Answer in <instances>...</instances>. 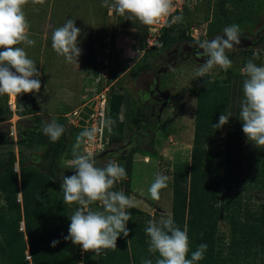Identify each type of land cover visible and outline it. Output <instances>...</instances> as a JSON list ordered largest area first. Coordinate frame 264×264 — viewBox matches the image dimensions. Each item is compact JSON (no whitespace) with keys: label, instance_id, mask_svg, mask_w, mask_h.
I'll return each mask as SVG.
<instances>
[{"label":"rangeland","instance_id":"rangeland-1","mask_svg":"<svg viewBox=\"0 0 264 264\" xmlns=\"http://www.w3.org/2000/svg\"><path fill=\"white\" fill-rule=\"evenodd\" d=\"M221 1H224L222 8ZM232 1H236L237 4L232 5L230 0H196L195 3L183 8L184 10L177 14L182 16V20L173 22L172 19V22H169L170 26L167 24L168 33L180 37L172 47L185 41L199 44L205 39L223 35L225 27L237 24L241 36L260 39V43L226 50L228 58L232 61V67L228 70L244 75L241 70L250 59L248 51H252L251 58L253 54L259 56V59L254 61L258 62L257 66H264V0ZM102 3L103 0H45L41 5L33 4L29 0V3L23 7L30 25L29 38L35 40V45L28 46L21 43L15 47L24 48L28 58L35 62L41 73L38 77L41 88L37 93H26L27 100L24 102L18 103L15 97L18 110L27 105L32 109L34 100L40 107L41 114L38 115L37 111L33 110V113L31 111L25 116L16 113L18 118L14 115H10L9 118L17 126V139L20 138L18 131L32 124L35 127L36 122L42 124L40 123L42 121L55 120L63 123L67 129V147L63 150L61 141L49 142L42 131L36 135V141L31 143L26 144L27 142L22 143V141L20 143L17 139H13L10 143L7 139L11 137L8 133L11 122L10 119H5L6 121L4 120L0 125V159L4 155L3 158L9 160L11 152L15 155L13 171L18 178H20L19 160L21 159L24 166H33L40 172L47 171L53 174L59 184L45 192L51 193L50 196L63 197L61 175L63 171L74 170L70 162L73 159L72 148L76 143V137L86 128H97L96 139L101 137V148L95 149L91 155L92 157L101 153L103 155L95 159L96 166L104 167L110 159H115L126 169V161L130 159L131 174L126 180L117 181L112 190H123L133 199L135 208L150 213V220L158 221L161 216L168 217L171 213L173 173L178 167L186 169L189 165L194 134L195 91L200 78L196 77L195 73L201 63L193 59L180 61L176 67L163 73L160 87L170 89L171 99L160 120L156 122L154 118L149 117L145 100L140 101L134 97L133 81L141 69H150L155 63L163 61L166 50L158 52L155 49H148L145 40H141V37L147 35L145 26L138 22L140 26L136 29L123 28L124 25H130L134 19L126 20L125 17L103 7ZM68 19H73L75 26L81 30L77 38L78 47L81 49V55L77 58L78 64L67 63L65 58L57 55L51 47L53 31L63 26ZM135 60L137 61L133 67ZM208 74L212 78L223 80L227 71L216 66ZM113 94L123 95L125 104L120 109L119 122L115 123L113 133H109L102 122L105 117H109V101ZM5 96L7 100L9 95H0L2 101ZM95 109H103V112L100 111L103 117L99 116L103 120L96 119L95 122L93 117L90 118V114L95 112ZM76 116H80L81 120L68 127L66 123L69 118L74 119ZM226 130V126H223L216 133V139L211 145L214 151L223 150ZM243 135L237 146L242 154L241 169L250 163L254 175H259L255 180L264 179V147L257 148L247 140L245 134ZM112 136H120L121 140L109 144ZM43 137L47 138V143L39 144L37 139ZM3 141L7 142L3 143ZM118 146L122 147L120 151L106 155V149ZM79 151L81 154H89L84 149V143L81 144ZM157 173L168 176V186L160 190V199L154 200L151 198L149 188ZM63 175L73 174L69 172ZM234 179L235 176H229L228 183L231 189L227 191L226 201H230L231 212L242 218L246 212L258 209L262 202V191L253 182L255 180L241 178L240 183L236 184ZM18 183L19 192L16 202L22 204L20 180ZM5 194L4 191H0V207L6 208ZM234 199H237L236 202ZM66 205L69 212L80 207L77 203ZM90 207L93 210H103L99 202H95ZM6 210L1 213H7ZM19 229L24 231L23 221L20 222ZM217 233H223L225 240L229 241L230 224L227 219L218 221ZM2 238L0 232V244ZM74 246L76 251H81V246ZM26 258L29 259L28 250ZM5 261L8 260L0 258V264Z\"/></svg>","mask_w":264,"mask_h":264},{"label":"trees","instance_id":"trees-1","mask_svg":"<svg viewBox=\"0 0 264 264\" xmlns=\"http://www.w3.org/2000/svg\"><path fill=\"white\" fill-rule=\"evenodd\" d=\"M220 3L222 8L224 1ZM230 3L237 4L232 0ZM168 25L163 31V50L171 48L180 38L168 33ZM145 38L143 36L141 40ZM247 54L251 59L252 51ZM244 79V75L229 70L223 80L212 78L209 74L199 78L195 91L194 134L189 165L186 169L178 167L172 176L171 217L181 229L187 228L190 251L186 258H191L198 245H207L204 259L196 264H264V179L255 180L259 175H254L250 163L241 169L242 154L237 149L244 137L239 120ZM17 99L18 103L24 102L27 96L22 93ZM123 104V95L111 96L108 115L115 123L119 122ZM31 111L27 105L17 112L24 116ZM227 112H231L232 116L224 125L227 130L223 150L214 151L211 145L222 127L215 129L212 125L217 124L219 116ZM10 115L6 96L3 101L0 98V121L8 119ZM57 123L66 129L63 123ZM62 137L67 138L63 134ZM7 140L12 142L10 137ZM120 140V136H112L109 144ZM48 141L51 142L49 138ZM37 142L46 144L47 138L37 139ZM62 145L64 150L67 144L64 142ZM9 154V160L6 161L4 155L0 159V191L6 193L7 201V210L4 206L0 207V232L3 237L0 258L8 260L3 264H77L80 254L71 242L64 239L68 235L69 218L74 211L69 212L63 197L50 196L51 193L45 192L57 186L58 181L47 171L40 172L33 166H24L22 159L19 160L21 168L18 178L13 171L15 155L12 152ZM126 171L129 176L130 159L126 161ZM229 176H235L236 184L240 183L241 178L255 180L253 182L262 191V202L258 209L246 212L242 218L231 212L230 201H226L227 191L231 189ZM19 180L22 204L16 202ZM3 210L7 213H1ZM127 211L131 213V220L126 225L130 230L129 235L123 237L121 234L117 249L101 250L96 262L92 259L93 253L84 252L83 264H143L145 259L155 264L158 253H149V237L144 231L151 216L135 207ZM220 219H227L230 224L228 242L223 233H217ZM21 221L24 222V231L19 229ZM53 240L59 241L55 247L51 246ZM27 250L29 259L26 258Z\"/></svg>","mask_w":264,"mask_h":264},{"label":"clouds","instance_id":"clouds-1","mask_svg":"<svg viewBox=\"0 0 264 264\" xmlns=\"http://www.w3.org/2000/svg\"><path fill=\"white\" fill-rule=\"evenodd\" d=\"M44 2L45 0H31L33 4L42 5ZM28 3L29 0H0V49H3L0 51V95L17 97L22 93H37L41 88L38 78L41 73L35 62L28 58L24 48L15 47L21 43L35 45V40L29 38L30 25L23 11ZM102 6L126 20L135 19L146 26L166 20L174 10L173 0H103ZM181 20L180 15L173 17V22ZM80 31L75 26V21L68 19L52 33L51 47L67 63L78 64L81 49L77 38ZM240 36L239 25L232 24L223 29L222 36L199 42L198 48L203 51L198 52L197 56L207 59L197 69L196 77H204L216 66L224 71L231 68L232 61L226 50L240 45ZM256 59L259 56L253 54L241 70L246 79L243 81L239 120L247 140L260 148L264 147V66H257L254 62ZM231 116V112L221 114L218 123L212 126L215 129L223 127ZM74 119L69 118L66 124L73 126L69 121H79L81 117ZM102 123L109 133H113L114 120L105 117ZM41 130L51 142L58 141L64 133V127L55 120L42 122ZM97 131V128H86L77 135L70 162L75 171L70 176L62 173L61 191L64 203L80 205L69 218L68 235L64 239L81 246L83 252L91 251L99 255L101 250L117 249V240L121 234L123 237L129 235L130 230L126 225L131 220V213L127 209L136 205L123 190H112L117 181L127 179L125 167L115 159H110L104 167H97L91 154L80 153L81 144L93 142ZM10 139L13 140L12 137ZM167 182L168 176L157 173L149 188L152 199H160V190L168 186ZM95 202L102 205V211L90 207ZM144 231L149 237V253H158L155 264H196L204 259L207 245L203 243L191 253L190 259L186 258L190 251L187 228L181 229L171 216H161L158 221L149 220ZM57 243L59 241L53 240L51 246L55 247ZM143 264H153V261L145 259Z\"/></svg>","mask_w":264,"mask_h":264},{"label":"flooded vegetation","instance_id":"flooded-vegetation-1","mask_svg":"<svg viewBox=\"0 0 264 264\" xmlns=\"http://www.w3.org/2000/svg\"><path fill=\"white\" fill-rule=\"evenodd\" d=\"M240 37L247 38V39L251 40V45L250 46H254V45L260 43V39H257V40L256 39H251V38H249L247 36H244V35H242ZM185 45L192 46V47H198L197 43L189 42V41L188 42L185 41V42H182L181 44L174 45L173 47H171V48H169L168 50L165 51V58L163 59V61L155 63L153 65V67L150 68V69H148V68L141 69L140 72L135 76L133 84H134L137 76L141 72H143V71H148L149 72V71H151L153 69H155L157 71V69H159L166 62V60L168 58L172 59L173 56H176V60H175L176 61V65H175V67L177 66V64L180 61H187L189 59H193L195 61V59H194V57H193V55L191 53L189 55L187 54V56H186V58L184 60L185 56L182 55V52H183V47ZM250 46H247V47H250ZM173 49H177L176 54H174V52H172ZM136 61L137 60H135V62L133 64V67L136 64ZM162 75H163V73L158 78V84L155 81H153L152 85L149 86L146 91H138V93H136L135 90H134V86H133V95H134V97H136V99H138L140 101L141 100H143V101L145 100L144 101L146 103L145 107L147 109H149L148 110V115H149V117L154 118L156 122H158L160 120V117L162 116L163 111L168 107L169 101L171 99V91H170V89H166V88L163 89V88L160 87V79H161ZM149 101H150V103H147ZM32 107H33V105H32ZM76 117L80 118V116H76ZM127 120H129V119H127ZM36 123L37 124H36L35 127L32 124V125L26 127V129H24V130H22L20 132V138L17 139L18 142L21 143V141H22V143H26V142L28 143V142L33 141L35 139L36 135H38L39 132L42 129V124H38V122H36ZM136 128H138V126H136ZM150 128L152 130L154 129V127L153 128L150 127ZM66 134H67V129L64 128L63 135H66ZM133 137H135V135ZM58 141H61V142L64 143V142L67 141V138L64 139L61 136ZM58 141H56V142L58 143ZM121 149H122V147H119V146L118 147H114L112 149H106V152H107L106 155L110 154L111 152L120 151ZM124 153H125V151L123 149V154ZM66 172L69 173L70 171H63V173H66Z\"/></svg>","mask_w":264,"mask_h":264},{"label":"built area","instance_id":"built-area-1","mask_svg":"<svg viewBox=\"0 0 264 264\" xmlns=\"http://www.w3.org/2000/svg\"><path fill=\"white\" fill-rule=\"evenodd\" d=\"M195 2L196 0H173L174 10L171 13V15L166 18V20H162L161 22L155 25H151V26L144 25L147 31V35L145 38V42L147 43V48L155 49L156 51L160 52L163 48V31L167 23L172 22L173 17L177 15L178 13H181L184 10L183 8H186ZM6 104H7V108L11 111L12 115H15L18 111L16 97L9 95V98L6 101ZM102 110L103 109L101 110L95 109V112L90 114V118L93 117L95 122H97L96 119H99V121L100 119L103 120ZM99 116H102V117L100 118ZM9 122H11V125H9L8 133L14 140H16V136H17L16 125L15 123H12L13 122L12 119H10ZM75 122L76 121L74 120L69 121V123L71 124H75ZM101 142H102L101 137L99 139L95 138V140L90 143L85 142L84 149L86 150L87 153L93 154L95 149L99 150L101 148L100 146Z\"/></svg>","mask_w":264,"mask_h":264},{"label":"water","instance_id":"water-1","mask_svg":"<svg viewBox=\"0 0 264 264\" xmlns=\"http://www.w3.org/2000/svg\"><path fill=\"white\" fill-rule=\"evenodd\" d=\"M222 36V35H220ZM215 38V37H213ZM213 38H210L209 40H212ZM241 39V43L240 45H237L236 47H247V46H250L251 45V40L247 39V38H242L240 37ZM203 50L202 49H199L198 47H192V46H188V45H185L183 47V52H182V55L185 56L184 57V60L187 56V54L189 55L190 53L193 55L195 61L197 63H204L207 59V57H203V56H197V53L198 52H202ZM172 52H174V54H176L177 52V49H173ZM176 56H173L172 59L168 58L166 60V62L159 68L157 69V71L155 69L151 70V71H143L141 72L133 86H134V90L136 93H138V91H146L148 89L149 86L152 85L153 81H155L157 84H158V78L159 76L162 74V73H166L168 70H171L175 67L176 65ZM12 71H15L14 69H11ZM33 109L34 110H38L39 107L38 105L36 104V102L33 100ZM103 155V153H101L100 155H96L95 157H93L94 159H96L97 157ZM74 171L75 170H72L70 171L72 174H74ZM68 174V173H66Z\"/></svg>","mask_w":264,"mask_h":264},{"label":"crops","instance_id":"crops-1","mask_svg":"<svg viewBox=\"0 0 264 264\" xmlns=\"http://www.w3.org/2000/svg\"><path fill=\"white\" fill-rule=\"evenodd\" d=\"M139 21L138 20H135L134 19V21L130 24V25H124V27L123 28H125V29H136V28H138L140 25H139V23H138ZM18 106V105H17ZM39 109H40V107H39ZM39 109L38 110H34V109H32V111L34 110V111H37V114L39 115V114H41L40 112H38L39 111ZM10 111V110H9ZM33 111V112H34ZM11 112V111H10ZM32 112V113H33ZM11 115H12V113H11ZM17 115H18V112H17ZM16 116V114L14 115V117ZM20 116V115H19ZM25 116V115H24ZM16 118H18L17 116H16ZM9 119V118H8ZM4 121V120H3ZM3 121H0V125L2 124V122ZM6 121V120H5ZM42 122H45V121H42ZM42 122H40V123H42ZM10 125V124H9ZM68 126V125H67ZM17 127V126H16ZM66 127V126H65ZM68 127H71V126H68ZM20 132L21 131H18V135L20 134ZM18 163V162H17ZM139 210H141V209H139ZM141 211H143V210H141ZM143 212H145V211H143ZM171 212V211H170ZM146 213V212H145ZM147 214H149L150 215V213H147ZM170 216H171V213H170ZM79 254H80V258H79V261H78V264H83V262H84V252L82 251V249H81V251H77ZM92 259H93V261H97L98 260V257H97V255L95 254V253H93V255H92Z\"/></svg>","mask_w":264,"mask_h":264}]
</instances>
